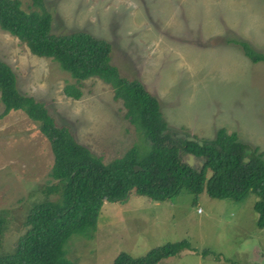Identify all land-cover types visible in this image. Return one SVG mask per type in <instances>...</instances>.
<instances>
[{"label":"rangeland","instance_id":"rangeland-1","mask_svg":"<svg viewBox=\"0 0 264 264\" xmlns=\"http://www.w3.org/2000/svg\"><path fill=\"white\" fill-rule=\"evenodd\" d=\"M43 1L52 33L84 31L110 43V63L156 97L168 128L201 140L224 128L264 152V62L250 61L234 41L264 54V0ZM21 2L35 9L32 0ZM0 60L13 68L20 93L44 103L55 122L103 162L145 146L143 130L128 121L100 78L82 82V99L66 97L63 88L75 79L1 28ZM52 164L38 123L22 110L0 118V213L9 219L3 251L14 249L29 209L44 199ZM255 200L254 194L219 199L183 189L154 201L129 192L122 201L104 202L94 235L72 234L66 255L75 264H112L121 251L141 256L186 240L191 249L156 264H264Z\"/></svg>","mask_w":264,"mask_h":264},{"label":"trees","instance_id":"trees-1","mask_svg":"<svg viewBox=\"0 0 264 264\" xmlns=\"http://www.w3.org/2000/svg\"><path fill=\"white\" fill-rule=\"evenodd\" d=\"M35 9L25 10L21 0H0V28L17 37L30 51L50 58L75 79L63 88L66 97L83 98L82 82L100 78L114 98L122 102L125 117L139 126L146 144L132 147L124 156L105 163L79 143L65 126L58 125L45 104L19 92L13 68L0 60V118L22 110L38 123L53 154L51 183L43 188L44 199L35 203L25 219V232L12 251H3L9 219L0 213V264H75L66 255L72 234L92 237L104 202H117L129 192L165 201L183 189L192 194L207 192L213 198L242 200L254 194L256 224L264 228V152L239 141L235 133L219 130L215 139L187 141L168 128L155 96L138 80L122 77L110 63L109 42L84 31L54 34L51 16L43 0H32ZM253 63L264 54L245 41L234 40ZM199 141L202 144H199ZM192 153L202 165H189ZM248 156V160H245ZM141 168L135 170L134 166ZM52 196L53 198H50ZM191 249L186 240L168 242L133 256L121 251L112 264H156Z\"/></svg>","mask_w":264,"mask_h":264},{"label":"water","instance_id":"water-1","mask_svg":"<svg viewBox=\"0 0 264 264\" xmlns=\"http://www.w3.org/2000/svg\"><path fill=\"white\" fill-rule=\"evenodd\" d=\"M174 136H176V137H178V138H185L187 141H195V140H196L195 137L190 136V135H186V134H184V133H176V134H174ZM199 144H202V142L199 141ZM187 155H188V159H185V161H186L189 165H193V164H195V162H199L201 165L203 164L202 159H201V158H197V157H195L194 154H192V153H188ZM245 160H248V156H245ZM139 168H141V166H138V165H135V166H134V169H135V170H137V169H139Z\"/></svg>","mask_w":264,"mask_h":264},{"label":"crops","instance_id":"crops-1","mask_svg":"<svg viewBox=\"0 0 264 264\" xmlns=\"http://www.w3.org/2000/svg\"><path fill=\"white\" fill-rule=\"evenodd\" d=\"M142 83V82H141ZM143 84V83H142ZM144 85V84H143ZM145 86V85H144ZM145 88H146V86H145ZM147 89V88H146ZM147 91H148V89H147ZM149 92V91H148ZM154 96V95H153Z\"/></svg>","mask_w":264,"mask_h":264},{"label":"flooded vegetation","instance_id":"flooded-vegetation-1","mask_svg":"<svg viewBox=\"0 0 264 264\" xmlns=\"http://www.w3.org/2000/svg\"><path fill=\"white\" fill-rule=\"evenodd\" d=\"M186 157H188V155H187ZM186 159H187V158H186ZM195 164H197V165H198V163H196V162H195ZM195 166H196V165H195Z\"/></svg>","mask_w":264,"mask_h":264}]
</instances>
